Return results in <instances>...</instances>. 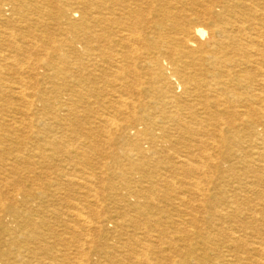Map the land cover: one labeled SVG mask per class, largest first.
I'll list each match as a JSON object with an SVG mask.
<instances>
[{
    "label": "bare ground",
    "instance_id": "1",
    "mask_svg": "<svg viewBox=\"0 0 264 264\" xmlns=\"http://www.w3.org/2000/svg\"><path fill=\"white\" fill-rule=\"evenodd\" d=\"M3 106L0 143L31 147L14 171L58 182L0 191V264H159L172 232L170 264H264V0H0ZM108 201L137 216L101 221Z\"/></svg>",
    "mask_w": 264,
    "mask_h": 264
},
{
    "label": "rangeland",
    "instance_id": "2",
    "mask_svg": "<svg viewBox=\"0 0 264 264\" xmlns=\"http://www.w3.org/2000/svg\"><path fill=\"white\" fill-rule=\"evenodd\" d=\"M10 107H13L14 108V110L15 109H20L21 108V105L18 103V102H12V105L10 106ZM17 107V108H16ZM0 109H4V111L2 112V113H6L7 111V108L5 109L4 108V106L3 107H1ZM35 109V108H34ZM36 110H34V112L32 113V115L30 116L31 118L30 119H33V120H35V123L34 124H31V126H34V127H36V126H44V125H42V124H39L37 121H38V119H40V117H39V115L35 112ZM37 115H36V114ZM10 117H9V119L10 118H12V117H14V118H16V119H18L19 118V116H20V114L19 113H17V112H14V113H10V114H8ZM13 115V116H12ZM62 116H67V114L66 113H63L62 114ZM7 118H8V116H7ZM20 118H22V116H20ZM15 119V120H16ZM37 119V120H36ZM49 119V118H48ZM8 120V119H7ZM3 125L5 126H7V124H5V123H3ZM48 125H50V126H55V125H53V123L51 122V121H49L48 122ZM9 124H8V128H9ZM11 126H16V125H11ZM17 126H23V125H17ZM24 126H26V125H24ZM56 126H58V125H56ZM85 127H89V126H85ZM142 128V126H140L139 127V129H141ZM210 128H211V126H210ZM10 129V128H9ZM11 129H13V128H11ZM19 129V130H18ZM16 128V129H13V130H15L14 132H16V133H14L13 134V137H12V139H9V141H2V144L0 143V191H2V192H11V191H13V190H15V189H18V188H21L22 189V192H26V193H29L33 198H35L36 196H37V190H36V188H38V186H36L35 185V181L37 180V177L38 178H40V179H38V180H40V181H45V182H51V183H53V184H56L58 181L56 180L57 179V177H56V175H55V173L54 172H52L50 169H44V172L47 174V175H45L44 176V174H43V176H41L40 174V171L38 172V170H35V171H33V172H28L27 170H26V165H24V164H22V163H18V164H20V166L19 165H17L18 167V169L17 170H15L14 171V167H12V164H13V155H12V151L13 150H20L21 152H25V154H26V152L27 151H30V145L29 144H27V143H25V141H26V135L25 134H23V132H22V130H21V128ZM74 129V128H73ZM68 130V131H66L67 132V134L68 135H70V137L72 138L71 140H73L74 138H75V136H74V130ZM91 129H97V131H99L100 130V128H99V126H92V128ZM33 131H36V130H32L31 132H33ZM58 131V130H57ZM95 131V130H94ZM101 131V130H100ZM31 132H30V134H31ZM59 133H61V130H59L58 131ZM93 132V131H92ZM72 133H73V135H72ZM111 136L114 138V139H116V132L115 131H112L111 130ZM15 135V136H14ZM18 137H17V136ZM0 136H1V133H0ZM110 136V137H111ZM2 137V136H1ZM0 137V138H1ZM111 137V138H112ZM20 138H21V141L19 142V140H20ZM103 139V138H102ZM10 140H14L13 142H10ZM74 141V140H73ZM8 142V143H7ZM115 142V141H114ZM3 145V146H2ZM5 145V146H4ZM14 145V146H13ZM17 145V146H16ZM19 145V146H18ZM7 146V147H6ZM25 146V147H24ZM6 147V148H5ZM19 147V148H18ZM21 147V148H20ZM24 147V148H23ZM108 147H110V149L108 148ZM12 148V149H11ZM11 149V150H10ZM23 149V150H22ZM107 149H109V150H107ZM3 150V151H2ZM105 152H109V153H111V152H114V153H117L119 156L120 155H122V152H121V150H120V148H118V147H114L113 145L111 146V143H110V146H105ZM114 150H116V151H114ZM5 151V152H4ZM8 151V152H7ZM3 152V153H2ZM11 152V153H10ZM2 153V154H1ZM5 153V154H4ZM22 154V153H21ZM6 155V156H5ZM5 156V157H4ZM3 157V158H2ZM64 157V158H63ZM58 158H60V159H58ZM12 160V163H11V160ZM76 160L74 161L73 160V162H72V160H69V159H67V158H65V156H61V157H57V158H55V159H52V161H50V162H45L46 163V165L47 166H50V164H58V165H60V170H61V172H63V173H69V174H73V175H75V174H77V173H80V171H82L83 169V167L81 166L82 164H83V162H81V160L79 159V158H75ZM5 160V161H4ZM7 160V161H6ZM9 160V161H8ZM8 162V163H7ZM10 162V163H9ZM110 164H109V163ZM30 163H32V162H30ZM102 163H104V165L106 164V165H114V161H112V160H110V159H104V161H102ZM125 164L127 163L128 165H129V162H124ZM6 164L8 165V164H10V166H6ZM3 165V166H2ZM14 165V164H13ZM67 166V167H66ZM74 166V167H73ZM4 168V169H1V168ZM8 167V168H7ZM24 167V168H23ZM70 169V170H69ZM22 170V171H21ZM66 171V172H65ZM72 171V172H71ZM9 172V173H8ZM24 172V173H23ZM14 173H16V174H14ZM138 172H135V173H133L132 174V176H131V179L133 180V181H136L137 179H139L138 181H140L142 178H141V176L139 175V174H137ZM162 174H163V172H161ZM18 174V175H17ZM14 175H15V177H14ZM10 176V177H9ZM136 176V177H135ZM138 176V177H137ZM43 178H44V180H43ZM49 180H48V179ZM6 179V180H5ZM35 179V180H34ZM42 179V180H41ZM5 180V181H4ZM11 180V181H10ZM20 180V181H19ZM144 180V179H143ZM7 182V183H6ZM12 182V183H11ZM16 182V183H15ZM8 185V186H7ZM4 186V187H3ZM18 187V188H17ZM3 188V189H2ZM10 188V189H9ZM12 188V189H11ZM60 193V195H56V193ZM152 194H154V191L153 190H151L150 191ZM48 193H49V195L50 196H54L55 198H57V197H59V196H61V197H63V198H70V199H72L71 198V196H70V194L71 193H69V192H67L66 190H62V191H53V190H48ZM47 193V194H48ZM65 193V194H64ZM122 193H124V191H121L120 192V194L122 195ZM57 196V197H56ZM106 196V198L109 196V194H107V195H105ZM103 200V199H102ZM101 200V201H102ZM102 204H104V208L103 209H100L99 210V212H100V220L101 221H103V220H108V219H117V218H119L120 216H121V212L123 211V213H125L127 216H126V218L127 217H136L137 216V213L135 212V210H132L133 212H131V210H129V209H125V208H122V207H120L121 209H119V207H117L116 206V204L115 203H113V201H108V202H103ZM108 207V208H107ZM24 211V210H23ZM169 211V210H168ZM130 212H131V214H130ZM153 211H151L150 212V214H155L156 215V219L157 218H159V219H161V221L162 222H165V224L166 225H168V227L170 228V227H172L171 225H172V222H175V217H173L172 219H170V212H164V210L162 211V212H156V211H154L153 213H152ZM129 213V214H128ZM134 214V215H133ZM172 215V214H171ZM168 219V220H167ZM174 219V220H173ZM143 221L144 222H146L144 219H143ZM107 231H108V233H110V234H112L111 235V237L110 238H112L114 235H115V230L113 229V227L112 226H107ZM152 234H154V236H155V234L156 233H152ZM171 236V237H170ZM181 237H180V235H178V234H176V233H169L168 235H167V238L166 239H163V241H161L160 242V239L158 240H155V242H153L152 244L155 246V252L156 253H158L161 257H159L160 259H161V261H160V263L159 264H170L173 260L174 261H177L178 260V257H177V254H176V249H182V248H184V242H183V240L182 239H180ZM97 243H99L98 242V240L96 241ZM173 242H175V243H173ZM109 243H111V241L109 242ZM156 244V245H155ZM108 246V245H107ZM183 246V247H182ZM30 248H33L34 247V245L33 244H30V246H29ZM101 248H102V246H99V244H98V248L95 250V251H100L101 250ZM105 250L107 249V250H109L108 249V247L106 248H104ZM20 250H22V249H20ZM88 251V250H87ZM91 252H92V255H91V260L92 259H94L95 258V254H94V250H91ZM90 252V253H91ZM94 254V255H93ZM15 255V254H14ZM18 255V254H17ZM155 254L153 253V251H152V253H150L149 252V258L152 260V262H154L155 263V256H154ZM173 255V256H172ZM22 256H25V259L28 261V259L29 258H31V255H28V253H23V255ZM154 256V257H153ZM10 257H13V256H10ZM172 259V260H171ZM95 260V259H94ZM104 262H106V263H108V262H110L109 260H105Z\"/></svg>",
    "mask_w": 264,
    "mask_h": 264
}]
</instances>
